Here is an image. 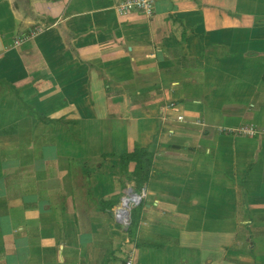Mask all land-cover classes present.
Returning a JSON list of instances; mask_svg holds the SVG:
<instances>
[{
	"label": "crops",
	"instance_id": "crops-1",
	"mask_svg": "<svg viewBox=\"0 0 264 264\" xmlns=\"http://www.w3.org/2000/svg\"><path fill=\"white\" fill-rule=\"evenodd\" d=\"M121 1L0 0V264H264V0Z\"/></svg>",
	"mask_w": 264,
	"mask_h": 264
},
{
	"label": "built area",
	"instance_id": "built-area-1",
	"mask_svg": "<svg viewBox=\"0 0 264 264\" xmlns=\"http://www.w3.org/2000/svg\"><path fill=\"white\" fill-rule=\"evenodd\" d=\"M118 11L123 16L138 13L150 19L155 14V0H122L118 6ZM22 40V38H19L16 43L19 44ZM166 111L178 113L177 104L175 102L168 104ZM177 120L184 121V116L178 115ZM239 132L241 134L253 135L256 133V130L252 127H242L239 129ZM147 195L146 186H142L141 188L132 186L127 189L121 198L119 206L114 210V217L123 227L131 225L132 211L143 205ZM126 264H133V259L129 258Z\"/></svg>",
	"mask_w": 264,
	"mask_h": 264
},
{
	"label": "trees",
	"instance_id": "trees-1",
	"mask_svg": "<svg viewBox=\"0 0 264 264\" xmlns=\"http://www.w3.org/2000/svg\"><path fill=\"white\" fill-rule=\"evenodd\" d=\"M118 158L122 161V165L128 161L136 162V168L130 180L135 181L138 188L147 183L153 166V154L148 149L138 148L133 154L118 156Z\"/></svg>",
	"mask_w": 264,
	"mask_h": 264
},
{
	"label": "rangeland",
	"instance_id": "rangeland-1",
	"mask_svg": "<svg viewBox=\"0 0 264 264\" xmlns=\"http://www.w3.org/2000/svg\"><path fill=\"white\" fill-rule=\"evenodd\" d=\"M137 15H139L138 13H136ZM40 29H38V31H39ZM19 38H24V39H26V36L25 35H20L17 39H19ZM22 42V41H21ZM20 42V43H21ZM20 43L19 44H17V43H15L16 45H20ZM129 187H132V185L131 186H128L127 187V189L129 188Z\"/></svg>",
	"mask_w": 264,
	"mask_h": 264
}]
</instances>
